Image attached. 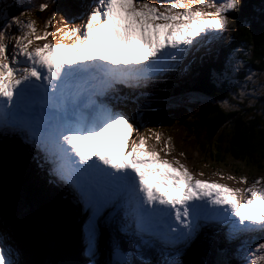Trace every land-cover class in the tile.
<instances>
[{"label":"snow or ice","instance_id":"1","mask_svg":"<svg viewBox=\"0 0 264 264\" xmlns=\"http://www.w3.org/2000/svg\"><path fill=\"white\" fill-rule=\"evenodd\" d=\"M50 6L13 11L0 0V135L20 136L43 153L54 178L83 204L85 264H99L98 226L113 211L123 212L121 230L135 238V255L142 258L159 252L168 257L163 264H182L177 257L209 226L239 242L241 264H264V177L248 184L241 174L239 183L247 184L242 189L194 179L179 160L147 147L137 123L142 115L117 111L109 100L119 86L144 87L177 71L200 41L222 40L241 0H92L83 24L65 19L56 29L58 42L34 44L53 35L48 27L56 12L43 29L32 12ZM242 67L237 60L221 71ZM229 95L231 102H219L225 113L255 112L257 96L264 100V80L249 73ZM147 132L157 141L162 137ZM170 148L169 136L163 140L164 156ZM151 180L170 191L158 192ZM257 235L253 247L248 241ZM109 255L106 264H136L115 241ZM227 256V249L220 250L212 264H232ZM17 257L10 233L0 227V264H24Z\"/></svg>","mask_w":264,"mask_h":264},{"label":"rangeland","instance_id":"2","mask_svg":"<svg viewBox=\"0 0 264 264\" xmlns=\"http://www.w3.org/2000/svg\"><path fill=\"white\" fill-rule=\"evenodd\" d=\"M5 1H9V3L13 2L12 6L14 10H23V8H16L15 0ZM245 1L247 0H241L242 6ZM249 1L250 0H248L246 7H250ZM255 1L257 2V0H254V2ZM150 2L159 4L160 2H162V0H150ZM163 2H167V0H163ZM39 3H50L51 6L44 12L33 11L31 18L35 20V22L37 21V16H42V18H49L52 11L56 12V16L52 19V22L48 27V31L52 32L53 35L48 36L45 41H34V44L44 42H58L61 39V34L56 32V29L60 28V26H58L60 21L64 22V20L66 19L69 25H71L70 23L81 24L86 19V6L88 4H91L92 0H83V3H80L78 0H73V2H69L68 0H54V2L53 0H27L24 2V5L31 6L38 5ZM260 3L263 7L264 0H262ZM203 11L211 12L214 11V9H208L207 7H204ZM252 13L255 14L259 20H264V16L260 15L258 10L253 8ZM247 14H249V11L247 9L243 10L242 8L238 9L235 13H232L230 18L233 20V25L229 27V30L227 32V34L229 33V38L232 41V46H235L236 48L231 51L230 57H227L228 59L226 66L228 67L229 62L235 65V62L239 60L243 64V67L240 68L238 72L220 71L218 73V77L220 80L215 83L212 80L208 81V78H213L215 73H212L209 69H205V71H207V73L205 74L207 81L197 78V82H195L192 80V78L187 77L184 80V84H191L192 87H188L186 90L179 92V95L177 97H172V91L177 81L175 80L176 78L174 74L170 73L166 77L161 78L160 80L144 87L128 88L119 86L118 89L121 90H117L115 94H128L130 98L129 103L120 102L115 97V95H112L109 98L111 105L114 106L117 111H124L129 115L135 112L139 115H142V117L144 116V114H148L149 118L147 119V121H155L157 118L162 117L163 122L161 121V124L156 121L159 125L154 123H140L142 127L139 128V131L144 133L145 131H147V129L153 130L154 127V130H160V133L162 134V137L159 141L155 139V136H152L150 138V141L146 139L147 147L149 149L158 151L159 154L165 159H169L170 161L179 160L180 163H184L185 167L188 169L194 179L202 181H204V179H210L215 183L222 181L226 183L227 187L230 189H242L247 186V184L239 183V176L241 174L248 177V184H250L257 177H264V150L258 148V150L254 152V150L250 148L249 152L240 154L239 148L235 146V143L232 139V135H225L219 138L215 137L216 139L220 140L221 138L222 140L221 147H217L213 145L214 140H208L209 137L204 134V132L203 134H199V136H197L195 132H193L194 129L192 130V132H190L188 129L190 128L189 126L193 124V122L199 124L201 121H203L200 115L202 113L206 114V112L200 109L203 105L205 106L208 104V106H215L219 109V102L221 100L228 99L231 102L229 94L235 92L237 82L243 83L244 77L249 73H255L257 74L258 79L264 80V76L260 75L264 73V68L257 66L255 62L252 63L249 54L245 57L239 55V52H243L246 54L245 49L247 48L243 49L242 47H246L248 45V43L243 40L244 35L241 33L242 27H239L241 21L245 22V25L247 27L246 30L249 32V35L254 39H259V37H257L252 31L255 26L257 27L259 25V23L255 21V19L257 18H254V20L251 18L250 21H248L246 19L248 16ZM72 17L76 18L72 19ZM44 22L45 21L36 22L37 28L43 29ZM248 26H250V28ZM225 40L227 39L224 38V41ZM64 41H66L65 38ZM69 42H71V40H69ZM219 45L220 41L215 40L214 47H217ZM219 47H217V51L220 53L221 57L224 58V48ZM235 52H238V54L235 55ZM205 54H207V52ZM260 56L261 58H263L264 55L262 56V54H260ZM194 57L197 58V55L194 54ZM209 60L211 61V59ZM198 62L202 63V61L200 60H198ZM205 65L208 66V63L206 62ZM192 66L195 67L194 65ZM180 68L184 69V71L188 75H203L201 73L191 74L188 71V67L183 65V62L181 63ZM175 74L179 76L180 72L177 70L175 71ZM222 74L224 75L223 77H225V79L227 78V82H225L221 78ZM162 87H164V89H162ZM159 89L164 93L165 91L169 93L170 97L174 99L171 102L173 104L172 107L184 111H181V115H178V112H171L168 115L159 116L160 112L166 107V105L161 103V100L157 99V97L154 96L155 94H153ZM140 93H147L149 94V96L144 98L140 95ZM140 99H145L146 101H141ZM257 101L258 102L255 107V112L245 108L243 113H238L237 116L230 117L229 119L225 120V124L228 125L221 124V127L215 131L216 135H220L224 128L228 126L227 134L230 131H234L235 129H237L233 136H244L243 138L245 140V148L249 146L263 145L264 140H262L259 135H256V137L251 134L248 135V133L246 132V130H248L249 128H253V123L251 124V121H248L249 123L246 122L247 120H249L247 119V117L255 116L261 118V120H259L260 123L257 126V131L259 130L264 134V117L260 115L262 107H264V100L257 96ZM210 104H212L213 106ZM233 119H237V121L234 122L232 121ZM148 124L153 125V127H147ZM256 124L257 123H255V126ZM257 131L254 133V135L257 134ZM169 136L171 137V148L168 150V156H164V152L161 151V149L163 148V140L164 138ZM196 136L199 138L197 139ZM11 140L13 141L10 143ZM215 144H217V142H215ZM0 149H3L5 151L11 149V151L14 153V156L10 158V161L8 163L13 162V160H17L14 163V169L11 174L5 173L8 167L7 164L6 166L2 165L0 167V227L6 228L10 233L12 237V243L18 250L17 258L23 261L24 264H38V262H40V264H53L51 256H53L54 254H58V251L62 247L66 246L70 250L75 241L78 240L80 243V245L78 246L79 249H83L84 224L86 223H83V221H87V217L86 219H84L85 217L83 216L81 207L80 211L75 208L74 212L72 213V207L69 201V199H71L72 197H70V194L66 189L71 188L64 182L55 179L52 175V172L49 173V170L44 169L45 165L40 164L42 160L45 161V159L43 158V153L39 152L38 149H35L31 145H27L24 142V139H22L20 136L11 137V135H0ZM181 152L184 154L183 156L180 155ZM213 157L216 158L215 161L213 160ZM25 160L30 165L25 164ZM18 161L23 163L22 167L17 163ZM216 165H219L222 168H215ZM173 166L175 167L176 165L173 164ZM47 167L49 166L47 165ZM40 169H44V171H46V178L38 174ZM214 171H219V173L222 172L226 177H224L223 179H216L215 176H213ZM198 172L202 173V175H197ZM229 175L236 176L237 180H228L227 177ZM216 177L221 176L218 175ZM32 180L35 183V187H32L31 184H29ZM22 181L27 182V184L22 183ZM148 182L150 183V185H154L158 192L170 191L164 189L161 185L156 184L155 180H151ZM2 185H8V188ZM9 186L16 187V190L17 192H19L20 196H13ZM41 187L44 188L45 192V197L40 199L41 203H46L50 206H48L50 208L48 215H46L47 217L45 216L44 218L38 217L37 215V210L34 206L35 204H33L35 199L32 201H30L29 199V197L32 196H37V198H39L38 191L42 190ZM3 190H5L6 193ZM25 190L28 191L26 192ZM26 196L29 197L27 198ZM75 201H78L76 197ZM13 202H15L16 204V209L14 207L13 209H11L10 203ZM23 202L28 203L30 207L28 210L22 207ZM55 204L64 211L63 212L61 210L64 214L58 215V217L61 216L60 219H56L53 215V208ZM75 204L80 205V203L78 202H76ZM43 206L46 207V205ZM29 211H32L31 215L27 214V212ZM9 214L13 215V217H10V219H8ZM41 219L44 220L43 223L41 222ZM34 221H36V223H34ZM11 224L14 229L10 231L8 227H10ZM57 228L61 236L58 234ZM79 228L81 229L79 230ZM214 233L217 235V237L220 238V235L218 234V231L216 229H214ZM211 234L212 230L210 229L206 230L204 233L202 231L199 232L200 237H209ZM198 239L199 238H197V240ZM67 241L69 242V244L66 243ZM248 242L251 243V245L254 247L255 242H258V240L253 239ZM109 246H111L110 238ZM238 246L239 245L236 246L235 244H233L232 250L228 251L227 258L234 262L233 263L231 261L232 264H241L242 256L241 254L236 252ZM103 249V245L99 243L98 252L101 254H99L98 259L102 264L105 262V260L108 261L110 257L109 254V257L107 256V253H109L110 251L106 250L104 252L102 251ZM222 249H225L223 245L220 246V250ZM200 250L202 251L201 253L197 251L194 242L193 245L185 252V254L183 256L177 257V259L181 260L182 264H212V262L217 259V254H213L212 258L210 252H204L202 248ZM80 252L82 253V250ZM63 253L65 255V250L63 251ZM167 258L168 257H166V255H163V259H156L155 264H163L164 259Z\"/></svg>","mask_w":264,"mask_h":264},{"label":"trees","instance_id":"3","mask_svg":"<svg viewBox=\"0 0 264 264\" xmlns=\"http://www.w3.org/2000/svg\"><path fill=\"white\" fill-rule=\"evenodd\" d=\"M68 1L69 2H73V0H68ZM261 1L262 0H257V2L259 3V5H258V3L256 1L254 2V0H250L249 1L250 7H246V4L248 2V0H247V1L244 2L243 6H242L243 10L247 9L249 11V14H247L248 16L246 18L248 21H250L251 18L253 20H254V18H257V19H255V21H257L259 23V25L257 27L255 26L254 29H252V31L255 33V35L257 37H259V39L258 38L254 39V38H252V36L249 35V32L246 30L247 29L246 25H245V27H242L241 33L244 35L243 40H245L248 43V45L246 47H247L248 50H250V53H251L250 58L252 60V63L255 62L257 64V66H260L261 68H264V56H263L264 55V20L263 19L259 20L258 17L255 14L252 13V10L254 8V9L259 11L260 15L264 16V6L262 7V4L260 3ZM249 23H251V22H249ZM248 27L250 28V26H248ZM260 54H262L263 58H261ZM213 69L214 68H211V70H213ZM218 73L219 72H217L213 76V78L215 79L216 82H218V80H220L219 77H218ZM205 74H204V76H201L200 79H202L204 81H207V78L205 77ZM203 85H205V84H203ZM210 105H212V104H210ZM200 109L203 110L204 112H206V114L205 113L200 114L201 118L203 119V121H201L199 124H196V123L193 122V124L190 125L189 126L190 128L188 129L190 132H192V130L194 129L193 132H195V134L197 136H199V134H203V132H204V134H206L209 137L208 140H212V139L214 140L213 145H215L217 147H221L222 140H221V138H220V140L216 139V138H219V137H222V136H225V135H228V136L232 135V139H233V141L235 143V146H237V148H239V153L240 154H245V153L249 152L250 148H252L254 150V152L257 151L258 148H260L261 150H264V144L261 145V146H249V147L245 148V140L243 138L244 136L243 137L239 136V135H237V137L233 136V134H235L237 129H235L234 131H230L227 134L228 126H226L224 128V130L222 131V133L220 135H216L215 131L221 127V124L228 125V124H225V120L229 119L230 117L237 116L238 113H225L222 109H220V107L218 109L215 106L214 107L208 106V104L205 105V106L203 105ZM166 111L168 113L178 112V115H181V113L184 112V111L179 110V109H174V110L168 109ZM165 115H167V114H165ZM253 117H252V119H249V120L246 121L247 123H249L248 121H251V124L253 123V128L252 129L249 128L248 130H246V132L248 133V135L249 134H251L253 136L259 135L261 137V139L264 140V134L261 133L259 130L257 131V126L259 125V123H260L259 120H261V118H258V117H255V116H253ZM148 118L149 117H145V119H148ZM161 121L163 122V119H161ZM232 121L236 122L237 119H233ZM255 123H257L256 126H255ZM147 127H153V125L148 124ZM231 127H234V126H231ZM256 131H257V134L254 135V133ZM197 136H196V138L198 139L199 137H197ZM253 136H251V137H253ZM215 142H217V144H215ZM215 159L216 158H214L213 160L215 161ZM208 160H210V159H208ZM216 167L222 168L219 165H216L215 168ZM22 183L25 184V181H22ZM6 187L8 188V186H6ZM9 188H10L13 196L14 195H19L20 196L19 192H17V190H16L17 189L16 187L9 186ZM3 191L5 192V190H3ZM21 198H23V197H21ZM29 199L30 200L31 199L32 200H34V199L36 200L37 196L29 197ZM36 201L38 202V200H36ZM38 203L41 204V205H38L39 209L42 210V212L45 214V216L48 215V212L50 210V208H49L50 206L48 204H46V203H41L40 199H39ZM43 205H46V207H44ZM53 215L55 217L54 209H53ZM57 231H58V228H57ZM58 234L60 235L59 231H58ZM71 261L68 262V264H74L73 260H71Z\"/></svg>","mask_w":264,"mask_h":264},{"label":"bare ground","instance_id":"4","mask_svg":"<svg viewBox=\"0 0 264 264\" xmlns=\"http://www.w3.org/2000/svg\"><path fill=\"white\" fill-rule=\"evenodd\" d=\"M209 9V8H208ZM37 21L36 22H41V21H45V19H43V18H40V17H38L37 19H36ZM224 38L225 39H227V40H225L224 41ZM224 38L222 39V40H219L220 41V45L219 46H221L222 48H224V51H223V53H224V63H225V67H227L226 66V63H227V54H229V53H231V51H233L234 50V48H236L235 46H232V41H231V39L229 38V33L227 34V33H225L224 34ZM218 40V39H217ZM214 42H215V39H213V38H207V39H204V40H202V41H200L192 50H191V52H190V54L185 58V60H184V64H191V62L192 61H195L196 63H201V62H198V60H200V61H202V62H204L205 61V59H206V57H211V56H215V51L217 50V47H219V46H217V47H214ZM221 47H219V48H221ZM245 48H247V47H243V49H245ZM246 50V54L245 53H243V52H239V55L240 56H242V57H245V56H247L248 54L249 55H251V53H250V50H248V49H245ZM207 52V54H205ZM194 54H196L197 55V58H195L194 57ZM238 54V52H235V55H237ZM218 58V57H217ZM217 64H218V67H219V69H223L222 67H221V65H220V62H219V59H218V62H217ZM174 73V72H173ZM224 75H222L221 77H223ZM223 78H225V77H223ZM222 78V79H223ZM224 80V79H223ZM226 82V81H225ZM175 86V88L176 87H178V85H174ZM162 89H164V87H162ZM163 92V91H162ZM141 94V93H140ZM175 97H177V95H174ZM157 122H159V121H157ZM156 121H147V119H143L142 121H140V123L141 124H143V123H154V124H157V125H159V124H161V122H159V124L157 123ZM145 133V137H146V139L147 140H151L148 136H149V133L147 132V131H145L144 132ZM11 137H13V135H11ZM184 164V163H183ZM45 169V168H44ZM44 169H40V171H39V173L38 174H40L42 177H44V178H46L47 177V173H46V171H44ZM51 171V170H50ZM6 173V172H5ZM50 173V172H49ZM207 182L209 181V179H205ZM41 181H42V178H41ZM25 184H27V182H25ZM29 184H31V186L32 187H35V183H34V181L32 180ZM41 191H38V194H39V198L38 199H41V198H44L45 197V192H44V188L43 187H41ZM164 191V190H163ZM47 197V196H46ZM75 196L74 195H72V198H74ZM37 200V199H36ZM30 201H32V199L30 200ZM78 203H80V205H78V204H75V208H77L79 211H80V207H81V210L83 211V216L85 217L84 219H86V217H87V213H86V211H85V209H84V207H83V204L79 201ZM23 208H25V209H29L30 207H29V205H28V203L27 202H23V206H22ZM74 212V210H72V213ZM59 214L61 215V214H64L62 211H60L59 212ZM38 217H39V215H38ZM122 221L123 220H121L120 222H116L117 224H118V228H122L123 227V224H122ZM41 222L43 223L44 222V220L43 219H41ZM86 221L84 220L83 221V223H85ZM34 223H36V221H34ZM81 228H79V230H80ZM109 229V230H108ZM209 229V226H207V229H206V226L205 227H203L200 231H202L203 233L206 231V230H208ZM214 229H216L217 231H218V234L220 235V233H221V229L220 228H217V227H214ZM79 230H77V231H79ZM106 230H108L109 232H110V228H109V224H108V222H103V220L100 222V224H99V226H98V231L99 232H101V231H106ZM119 242V244H120V246H122V245H124L125 247H127V248H130V246L128 245V244H124V243H122L121 241H118ZM236 241H230V243H231V245H232V248H233V244H235L236 245V243H235ZM67 244H68V241H67ZM72 249V248H71ZM36 253V252H35ZM127 253V255H128V258L129 259H134L135 261H136V264L138 263V260H136V256H135V254H132V253H129V252H126ZM23 256V255H22ZM165 260V259H164ZM230 261H232V260H230ZM233 262V261H232ZM73 263L74 264H77L75 261H73ZM234 263V262H233ZM78 264H85V260L84 259H80V261H79V263Z\"/></svg>","mask_w":264,"mask_h":264},{"label":"water","instance_id":"5","mask_svg":"<svg viewBox=\"0 0 264 264\" xmlns=\"http://www.w3.org/2000/svg\"><path fill=\"white\" fill-rule=\"evenodd\" d=\"M10 206H11V209H13V207L16 209V204H15V202L10 203ZM27 214L30 215L28 212H27ZM10 217H13V215H12V214H9V215H8V219H10ZM14 217H16V216H14ZM16 218H18V217H16ZM13 219H14V218H13ZM20 227H21V226H20ZM8 229H10V231L14 229V227L12 226V224H11L10 227H8Z\"/></svg>","mask_w":264,"mask_h":264}]
</instances>
